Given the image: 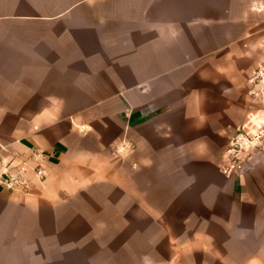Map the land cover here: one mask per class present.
Returning <instances> with one entry per match:
<instances>
[{
	"label": "crops",
	"instance_id": "obj_1",
	"mask_svg": "<svg viewBox=\"0 0 264 264\" xmlns=\"http://www.w3.org/2000/svg\"><path fill=\"white\" fill-rule=\"evenodd\" d=\"M262 61L264 0H0V264L95 187L164 230L144 264H264V149L221 171Z\"/></svg>",
	"mask_w": 264,
	"mask_h": 264
},
{
	"label": "rangeland",
	"instance_id": "obj_2",
	"mask_svg": "<svg viewBox=\"0 0 264 264\" xmlns=\"http://www.w3.org/2000/svg\"><path fill=\"white\" fill-rule=\"evenodd\" d=\"M253 109L262 107L254 104ZM93 202L82 200L64 208L57 219L58 233L47 221L49 232L42 234L32 252L16 253L9 260L18 264H144L143 254L156 246L158 257L166 256V234L150 218L124 217V204L117 189L95 187ZM177 222V219H167ZM52 221V220H51ZM138 231L142 234L136 235ZM134 234V235H132Z\"/></svg>",
	"mask_w": 264,
	"mask_h": 264
},
{
	"label": "built area",
	"instance_id": "obj_3",
	"mask_svg": "<svg viewBox=\"0 0 264 264\" xmlns=\"http://www.w3.org/2000/svg\"><path fill=\"white\" fill-rule=\"evenodd\" d=\"M247 94L254 104L262 107L251 111L246 122L238 125L231 136L221 165V171L227 177L241 175L256 153L264 149V61L250 74ZM35 157H42V153L37 152ZM37 173L45 175L41 163ZM5 184L12 191L27 193L30 190V181L20 174L8 175Z\"/></svg>",
	"mask_w": 264,
	"mask_h": 264
}]
</instances>
